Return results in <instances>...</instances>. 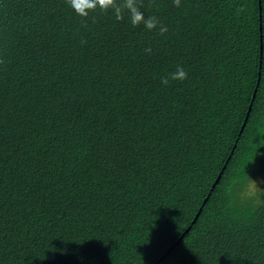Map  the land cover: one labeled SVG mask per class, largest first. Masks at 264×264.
<instances>
[{
  "label": "trees",
  "instance_id": "obj_1",
  "mask_svg": "<svg viewBox=\"0 0 264 264\" xmlns=\"http://www.w3.org/2000/svg\"><path fill=\"white\" fill-rule=\"evenodd\" d=\"M142 4L0 0V264H264V0Z\"/></svg>",
  "mask_w": 264,
  "mask_h": 264
},
{
  "label": "clouds",
  "instance_id": "obj_2",
  "mask_svg": "<svg viewBox=\"0 0 264 264\" xmlns=\"http://www.w3.org/2000/svg\"><path fill=\"white\" fill-rule=\"evenodd\" d=\"M180 3L181 0H173V5L176 7H179ZM65 4L81 17H88L90 12L99 9L104 13L111 11L117 21L123 20L127 15L133 28L143 25L149 31L158 29L160 35L168 31L157 16H145L144 12L141 11L143 7L142 0H119V2L118 0H65ZM236 11L237 14L241 13L244 11V6L241 5ZM81 42L84 43V41ZM144 51L151 54L152 49L147 47ZM187 75L184 68L178 65L174 72L161 78V83L167 85L170 80H185Z\"/></svg>",
  "mask_w": 264,
  "mask_h": 264
},
{
  "label": "water",
  "instance_id": "obj_3",
  "mask_svg": "<svg viewBox=\"0 0 264 264\" xmlns=\"http://www.w3.org/2000/svg\"><path fill=\"white\" fill-rule=\"evenodd\" d=\"M258 8H259V19L261 20V10H262V5H261V0H258ZM259 30H260V33L262 31V23L260 22L259 23ZM259 50H260V57L262 56V50H263V45H262V35H260V44H259ZM260 64H261V61H260ZM259 77H260V71H258V77H257V81H256V87L254 88V91L252 93V96H251V100L249 102V105H248V109H247V112H246V115L244 117V120L241 124V127H240V131H239V134L242 132L245 124H246V121H247V118H248V115H249V112L251 110V106H252V102L255 98V94H256V88L259 84ZM236 143L233 145L232 149H234ZM233 150H231V153H232ZM230 156L231 154L226 158L225 160V163L224 165L222 166V168L220 169L219 173L217 174L216 178L214 179L213 183H212V186H211V189L216 185V183L219 181L222 173H223V170L225 169V166H226V163L229 161L230 159ZM208 199V195L204 198L203 200V204L206 202V200ZM202 204V205H203ZM201 208L202 206L199 207L198 211L196 212V214L194 215L193 219L191 220V224L194 223L196 221V219L198 218L199 214H200V211H201ZM191 224L188 225L184 231L181 233V235L178 237V239L174 242V244H172L169 248H167V250L156 260V262L152 263V264H156L157 262L161 261L169 252L170 250L174 247L175 244L178 243L179 240H181V238L184 236V234L186 232H188V230L190 229L191 227Z\"/></svg>",
  "mask_w": 264,
  "mask_h": 264
},
{
  "label": "rangeland",
  "instance_id": "obj_4",
  "mask_svg": "<svg viewBox=\"0 0 264 264\" xmlns=\"http://www.w3.org/2000/svg\"><path fill=\"white\" fill-rule=\"evenodd\" d=\"M264 176V175H263ZM263 176H259L258 174L254 175L253 180H251V182L248 184L247 187V191L249 193L253 192V191H263L261 193H264V178H262Z\"/></svg>",
  "mask_w": 264,
  "mask_h": 264
}]
</instances>
